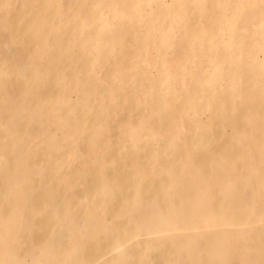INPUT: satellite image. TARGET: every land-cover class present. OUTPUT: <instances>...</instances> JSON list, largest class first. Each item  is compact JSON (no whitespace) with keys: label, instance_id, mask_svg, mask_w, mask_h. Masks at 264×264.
I'll return each instance as SVG.
<instances>
[{"label":"bare ground","instance_id":"1","mask_svg":"<svg viewBox=\"0 0 264 264\" xmlns=\"http://www.w3.org/2000/svg\"><path fill=\"white\" fill-rule=\"evenodd\" d=\"M0 264H264L260 0H0Z\"/></svg>","mask_w":264,"mask_h":264},{"label":"snow or ice","instance_id":"2","mask_svg":"<svg viewBox=\"0 0 264 264\" xmlns=\"http://www.w3.org/2000/svg\"><path fill=\"white\" fill-rule=\"evenodd\" d=\"M260 3H261V8L262 10H264V0H260ZM240 7H244L245 5L241 4L239 5Z\"/></svg>","mask_w":264,"mask_h":264}]
</instances>
